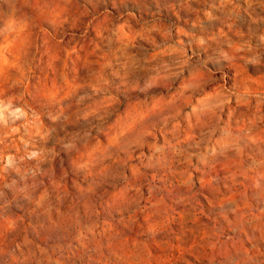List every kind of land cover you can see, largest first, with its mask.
<instances>
[{
  "label": "rangeland",
  "instance_id": "374dc122",
  "mask_svg": "<svg viewBox=\"0 0 264 264\" xmlns=\"http://www.w3.org/2000/svg\"><path fill=\"white\" fill-rule=\"evenodd\" d=\"M0 264H264V0H0Z\"/></svg>",
  "mask_w": 264,
  "mask_h": 264
}]
</instances>
